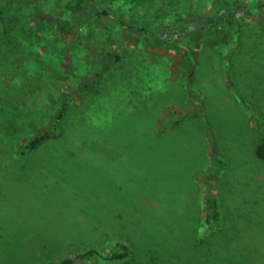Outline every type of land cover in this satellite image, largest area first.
<instances>
[{
	"label": "rangeland",
	"instance_id": "rangeland-1",
	"mask_svg": "<svg viewBox=\"0 0 264 264\" xmlns=\"http://www.w3.org/2000/svg\"><path fill=\"white\" fill-rule=\"evenodd\" d=\"M64 1L27 0L0 21V264H50L91 247L110 255L118 242L130 247L126 264H264V163L241 160L246 173L225 169L209 181L214 142L233 168L234 153L251 157L257 141L253 112L264 125V0H241L250 8L221 32L181 28L168 45ZM106 1L131 22L162 27L215 3ZM237 49L247 75L232 87ZM66 105L67 137L53 132ZM38 134L51 137L24 155ZM67 139L78 144L73 153L63 150ZM213 191L218 231L206 221Z\"/></svg>",
	"mask_w": 264,
	"mask_h": 264
},
{
	"label": "trees",
	"instance_id": "trees-1",
	"mask_svg": "<svg viewBox=\"0 0 264 264\" xmlns=\"http://www.w3.org/2000/svg\"><path fill=\"white\" fill-rule=\"evenodd\" d=\"M26 1L27 0H5V1L2 0L0 2V21L5 20V18H7L16 9L22 8L21 6H24L27 3ZM86 5L90 7L93 15H95L94 17L95 21H99L104 24L106 23V21L107 22L109 21V23L112 22L120 28H125L129 30L131 33L140 34L148 42L155 44H162V45H168L169 39L175 37L176 35H182V33L184 32L181 30V28H187L188 32H192L193 30H200L205 35L206 33L221 32V30H223L225 27H231L235 25L237 18L242 16L241 11H247L250 8L249 5L245 4L241 0H215L211 12L196 16L195 15L178 16L168 21L166 27H162L161 20L158 19H155L154 23L152 24L150 23L140 24L137 21L131 22V20L128 18L129 16L128 12L123 11L121 9L109 8V5L107 4L106 0H65L62 3V7L64 9L74 12L84 9ZM241 18L242 17H240V19ZM107 27L110 30V27L109 26ZM60 28L63 31H68L69 24L67 22H60ZM160 28L167 31L165 38H163L162 33L158 32ZM242 31H243V25H242ZM108 41H110L109 36L107 37V41L102 42V48L106 52L108 48L107 47ZM207 49L209 48H206L203 53L204 57L207 56L206 59L208 58ZM244 54H246V51H244L243 49L241 50L237 49L233 59L231 60L229 75H230V80L232 82V87L233 86L235 87L237 85V81H236L237 77L243 78L247 75L246 74L247 70H239L237 65V60H239V58L242 57ZM214 61L215 64L218 65L217 60ZM213 73L215 74V72ZM260 78L262 79V81L264 80L263 77ZM242 102L244 103L247 109L253 110L251 106L252 102L250 103L249 98L247 96L243 95ZM67 112L68 109L66 105L63 108H61L56 114V121L53 125V132L54 134L56 133L58 136H60V134L62 133V135H65L67 137L66 134L67 128L65 129V127H63L65 125V120L67 118ZM252 115L254 116L255 122L257 123V126L259 127L260 131H258V138L254 144L251 157L247 155L246 156L247 158L243 157L244 158L243 159L242 157H238L237 159V157L234 158L237 153H234L232 158L234 165L232 168L231 162L228 160L226 161L220 155L217 142L214 140L215 142L213 144V150L215 153L216 161L218 162V168L209 176V181H212L216 177L220 176V174L223 173L225 169L238 170L237 172L244 174L246 173L245 170L249 169L248 166H254L255 164L264 163V125L259 116L254 114V112ZM98 116L100 120V115L98 114ZM175 123L177 124L178 122ZM50 137L51 136H48L46 134H38L28 145L23 146L21 148L23 154L28 155L37 152L42 147L44 141H46V139ZM64 142L65 143L68 142V144L66 145L62 143L63 150H65L66 153L67 151L73 153L74 149L78 145V144L76 145V143H74L71 140ZM81 145H85L87 147L88 144L82 143ZM241 160L242 161L245 160L246 163H248V166H246L245 169L243 167H239V161ZM206 208L208 210L206 221L209 225V228L211 230H216V231L222 229L221 227L223 221L222 210L219 202V197L217 193H214V191L206 199ZM3 234L4 232H2V234L0 235V241L3 240L4 237ZM116 249L118 250H113V252L110 255H106L103 254L98 248L91 247L85 251L75 254L74 256L63 257L61 258V260L54 261L50 264H87V262L92 261L96 258H100L106 261L107 264H126L131 261V259L129 260V257L131 256L130 247L127 243L118 242L116 244ZM210 249L211 250H209L208 248L207 253L209 252L213 253L218 251V250L214 251L212 247H210ZM236 253L238 254V256H241V258H243L244 262L252 263V261L254 260V256L250 255L249 250L248 253L243 250H239ZM224 255L225 254L221 253L222 258L224 257ZM154 264H161V263L158 260H156Z\"/></svg>",
	"mask_w": 264,
	"mask_h": 264
},
{
	"label": "crops",
	"instance_id": "crops-1",
	"mask_svg": "<svg viewBox=\"0 0 264 264\" xmlns=\"http://www.w3.org/2000/svg\"><path fill=\"white\" fill-rule=\"evenodd\" d=\"M31 220H32V219H31ZM31 220L28 221V222H26V223H27V224H30V223L32 224L33 221H31ZM32 225H33V224H32ZM39 227H42V226H39Z\"/></svg>",
	"mask_w": 264,
	"mask_h": 264
}]
</instances>
